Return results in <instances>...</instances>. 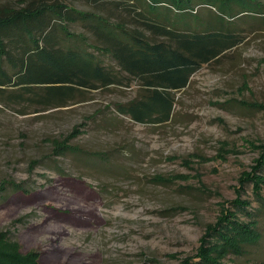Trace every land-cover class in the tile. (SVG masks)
I'll return each instance as SVG.
<instances>
[{"label":"rangeland","instance_id":"374dc122","mask_svg":"<svg viewBox=\"0 0 264 264\" xmlns=\"http://www.w3.org/2000/svg\"><path fill=\"white\" fill-rule=\"evenodd\" d=\"M229 29L241 42L174 92L163 124L117 113L115 104L138 95L136 82L62 107L0 103V185L24 186L0 190V248L35 252L40 264H182L231 201L258 209L254 186L241 180L259 174L264 146V22ZM57 143L100 155H58ZM256 217L261 240L227 264L264 262V211Z\"/></svg>","mask_w":264,"mask_h":264},{"label":"trees","instance_id":"16d2710c","mask_svg":"<svg viewBox=\"0 0 264 264\" xmlns=\"http://www.w3.org/2000/svg\"><path fill=\"white\" fill-rule=\"evenodd\" d=\"M249 18L264 22L263 0H22L18 7L0 6V103L62 107L91 91L136 82L138 95L115 104L117 113L139 124L166 123L174 92L184 89L202 65L236 47L242 33L229 26ZM74 27L86 36L74 33ZM55 148L58 155H100L63 143ZM253 170L259 173L254 180L247 175L241 181L254 186L258 209L247 200L231 201L182 264H227L228 257L244 255L261 240L256 215L264 211L259 195L264 146ZM6 185L24 189L23 183L3 181L0 190ZM38 258L35 252L20 256L0 248V264H40Z\"/></svg>","mask_w":264,"mask_h":264}]
</instances>
